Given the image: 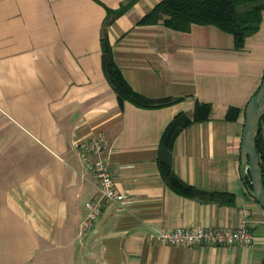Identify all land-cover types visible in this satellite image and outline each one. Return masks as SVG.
<instances>
[{"label":"crops","instance_id":"obj_1","mask_svg":"<svg viewBox=\"0 0 264 264\" xmlns=\"http://www.w3.org/2000/svg\"><path fill=\"white\" fill-rule=\"evenodd\" d=\"M159 1L0 0V264H264V211L239 171L244 108L264 74V10L236 50L212 25H138ZM128 2L106 23V8ZM104 33L134 92L175 102L119 100L102 67ZM196 101L210 105L208 119L181 131L171 152L175 175L200 192L188 198L160 175L159 139ZM229 108L239 110L234 120ZM99 135L124 207L107 203L82 229L96 185L78 144ZM214 192L233 202L210 200ZM245 216L248 246L149 238L177 226L235 228Z\"/></svg>","mask_w":264,"mask_h":264},{"label":"trees","instance_id":"obj_2","mask_svg":"<svg viewBox=\"0 0 264 264\" xmlns=\"http://www.w3.org/2000/svg\"><path fill=\"white\" fill-rule=\"evenodd\" d=\"M130 2L116 10L106 8V23L111 21L114 16L125 11ZM263 10L264 0H160L139 19L137 24H161L168 29L180 32H188L194 24L212 25L223 32L231 34L234 48L241 50L244 47L246 38L258 30ZM100 46L105 77L119 100H127L139 107L146 108L162 107L175 102L170 98L153 101L134 92L114 61L106 33L100 39ZM209 112L210 105L208 103L196 101L190 115L179 112L172 117L159 139L158 168L160 175L173 192L183 197H198L200 192L192 185L183 182L173 172L171 152L174 141L179 133L190 125L207 120ZM238 112L239 110L236 108H229L226 119L234 120ZM256 150L259 155L264 182V115L259 124ZM246 183H249L248 175L246 176ZM209 198L223 204L233 202L232 195L223 192L210 193Z\"/></svg>","mask_w":264,"mask_h":264},{"label":"built area","instance_id":"obj_3","mask_svg":"<svg viewBox=\"0 0 264 264\" xmlns=\"http://www.w3.org/2000/svg\"><path fill=\"white\" fill-rule=\"evenodd\" d=\"M79 153L85 170L92 173L95 180V195L85 202L86 217L82 229H90L93 222L101 214L107 203H114L118 209L124 207L125 197L117 192L110 164L106 158V140L103 135L92 137L78 144ZM150 239L157 240L171 246H219L251 245L255 236L248 227V218L240 220L237 227H181L170 230H159L149 235Z\"/></svg>","mask_w":264,"mask_h":264},{"label":"water","instance_id":"obj_4","mask_svg":"<svg viewBox=\"0 0 264 264\" xmlns=\"http://www.w3.org/2000/svg\"><path fill=\"white\" fill-rule=\"evenodd\" d=\"M264 115V77L248 99L244 108V122L240 142V178L247 193L264 211V182L256 150L259 124ZM249 183H246V176Z\"/></svg>","mask_w":264,"mask_h":264}]
</instances>
